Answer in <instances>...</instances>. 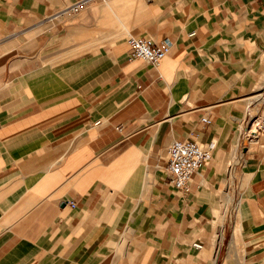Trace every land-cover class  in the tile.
I'll list each match as a JSON object with an SVG mask.
<instances>
[{"label": "crops", "instance_id": "1", "mask_svg": "<svg viewBox=\"0 0 264 264\" xmlns=\"http://www.w3.org/2000/svg\"><path fill=\"white\" fill-rule=\"evenodd\" d=\"M76 1L0 0V264H264V0ZM175 139L215 142L187 193Z\"/></svg>", "mask_w": 264, "mask_h": 264}, {"label": "built area", "instance_id": "2", "mask_svg": "<svg viewBox=\"0 0 264 264\" xmlns=\"http://www.w3.org/2000/svg\"><path fill=\"white\" fill-rule=\"evenodd\" d=\"M88 0H77L69 6V11L79 13ZM128 60L141 59L153 66L158 65L170 50V42L163 39L155 42L144 36L127 35ZM201 122L210 124L211 120L202 117ZM120 129V127H118ZM264 133V116L247 121V128L241 131V138L245 141H255ZM215 142L203 143L195 139H175L167 150L166 174L167 182L178 192L187 193L190 189L192 176L201 169L211 158ZM233 172L230 166L228 174ZM74 207V203H71ZM192 247L202 249L200 242H193Z\"/></svg>", "mask_w": 264, "mask_h": 264}, {"label": "rangeland", "instance_id": "3", "mask_svg": "<svg viewBox=\"0 0 264 264\" xmlns=\"http://www.w3.org/2000/svg\"><path fill=\"white\" fill-rule=\"evenodd\" d=\"M133 35H136V34H133ZM259 90L257 91V92H259V93H261V92H263L264 93V84L262 83V81H261V83L259 84ZM249 113L253 116V115H255L256 113H255V109H249ZM260 137H262V138H264V133H262L261 135H260ZM227 176H229V174L227 175Z\"/></svg>", "mask_w": 264, "mask_h": 264}, {"label": "bare ground", "instance_id": "4", "mask_svg": "<svg viewBox=\"0 0 264 264\" xmlns=\"http://www.w3.org/2000/svg\"><path fill=\"white\" fill-rule=\"evenodd\" d=\"M232 173H233V172H232ZM232 173L229 174V176H228V177H229V178H228V181H231V180H232V177H233ZM229 183H230V182H229Z\"/></svg>", "mask_w": 264, "mask_h": 264}]
</instances>
